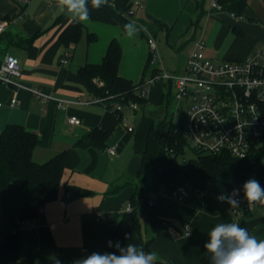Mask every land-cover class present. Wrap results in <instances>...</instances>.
Masks as SVG:
<instances>
[{"label": "crops", "instance_id": "0c3cea01", "mask_svg": "<svg viewBox=\"0 0 264 264\" xmlns=\"http://www.w3.org/2000/svg\"><path fill=\"white\" fill-rule=\"evenodd\" d=\"M135 1L140 2L141 7L137 9L143 13V16L135 17L136 22L154 17L165 23L168 28H158L156 36L148 31V36H162L176 51L188 46L190 53L194 42L204 38L210 56L242 59L264 42L263 24L251 16L250 21H242V17L234 19L232 13L229 16L225 10L212 7L213 0ZM63 10L58 0H31L20 14L14 0H0V21L8 22L0 35V66L7 55H13L22 67V74L15 78L16 83L0 81V132L9 123H18L35 131L40 140L33 158L38 162L60 152L66 155L58 196L47 202L39 216L31 220L30 230L22 228L21 256L36 252V264H54L53 256L59 257L62 264H72L75 259L93 252L107 253L108 240L134 194L153 120L143 114L142 121L137 124L138 110L133 113L124 108L117 113L92 101L94 95L90 86L78 75L81 66L103 61L114 38L122 47L123 57V27L90 17L82 22L84 29L79 42L67 45L61 34L73 18L69 14L58 20ZM89 33L96 36L92 41H88ZM138 34L144 38L142 30ZM31 37L33 40L29 41ZM65 51L71 55L69 62L62 64L60 59ZM121 61L119 73L131 79L122 69ZM143 76H146L144 70L141 78ZM140 79L131 80L138 82ZM33 87L46 96L33 93L29 89ZM13 98H17V103L12 105ZM163 99L162 84H152L145 108L158 107ZM59 101L63 104L59 105ZM73 115L81 119L80 124L69 122ZM123 117L134 123L133 132L128 131ZM96 127L109 130L103 143L107 147L118 145L117 154L110 155L106 149L89 142L79 143ZM148 183H153L152 177ZM115 187L120 188L111 192ZM67 192L68 197L65 196ZM182 193L184 199L177 200L174 189L167 187L155 203V211L167 222V228L154 231L149 223L142 222L141 231L130 236L126 245L140 246L152 238L150 251H155L157 258L173 264H201V259L208 256L204 245L209 240L211 228L220 223H236L242 218L247 219L251 236L258 242L264 240V203L237 218L228 203L219 202L216 195L209 192L198 195L190 184L182 189ZM98 213L102 217L99 218ZM187 223L193 229L190 236L183 235ZM8 231L7 224L0 219V241Z\"/></svg>", "mask_w": 264, "mask_h": 264}, {"label": "trees", "instance_id": "16d2710c", "mask_svg": "<svg viewBox=\"0 0 264 264\" xmlns=\"http://www.w3.org/2000/svg\"><path fill=\"white\" fill-rule=\"evenodd\" d=\"M221 9L236 17H242L249 6V0H215ZM90 8V17L122 27L136 17L129 15L137 8L133 0H115L114 5L106 3L99 10ZM69 14L63 10L57 18L62 20ZM144 36L148 31L156 36L158 28L167 25L154 17L139 19ZM155 23L158 27H152ZM168 28V27H167ZM84 25L72 20L61 34L65 44L77 43L81 39ZM124 29V28H123ZM96 36L88 34V41ZM33 37L29 39L32 41ZM122 47L119 41L111 40L107 52L101 63H87L78 69V75L90 86L94 97L110 109L115 103L129 108L130 102H137L144 109L147 104V95H141L139 89L144 85V76L138 82L122 76L119 73V64L122 57ZM150 62L145 65L144 73ZM102 81L103 85L99 82ZM121 111V112H122ZM120 112V113H121ZM145 151L142 155L141 167L138 171V182L130 201L131 211L123 213L115 226L109 240L115 245L126 246L127 239L141 231V223H149L154 231L168 227L155 211V203L163 195L167 187L174 190L185 188L190 184L198 195L209 192L213 195L228 194L236 181L243 193V184L254 178L264 187V145L262 150L247 158L233 156L224 151L217 154L206 153L189 144L177 121L172 116H164L159 121L152 118ZM108 129L96 127L89 131L79 143L89 142L102 149L107 146L103 143ZM100 138V140H99ZM102 139V140H101ZM39 136L24 125L9 123L0 132V219L3 220L9 231L0 241V264H36V252L21 256L23 222L39 216L41 208L58 196L62 176L65 168V152H60L44 162L33 158V151L39 143ZM189 145L193 156L186 157L185 147ZM172 149L174 152H169ZM152 177L153 183L148 179ZM115 187L111 192H116ZM149 200L154 203L150 204ZM248 230V221L242 218L236 222ZM152 238L145 240L140 246L145 252L150 251ZM118 250L107 243V253ZM155 264H173L157 258ZM201 264H209L208 256L201 259Z\"/></svg>", "mask_w": 264, "mask_h": 264}, {"label": "built area", "instance_id": "2783aa9c", "mask_svg": "<svg viewBox=\"0 0 264 264\" xmlns=\"http://www.w3.org/2000/svg\"><path fill=\"white\" fill-rule=\"evenodd\" d=\"M14 1L19 8V13L22 14L24 7L31 0ZM114 1L107 0V3L114 5ZM134 6L138 8L141 4L135 1ZM212 7L221 8L215 0L212 2ZM7 24L5 20L0 21V35ZM147 41L151 49L150 61L159 65L152 70L153 73L149 77L144 78V85L139 89V93L147 95L149 87L159 81H164L174 88L175 114L186 108L184 120L177 121V124L191 146L212 154L227 151L239 158H247L262 150L264 145V50H257L242 59H217L209 55L206 40L199 38L194 42L184 69L180 72H171L167 71L163 65L156 38L149 35ZM70 55L69 51H65L60 59L61 63L67 64ZM21 74L20 60L13 55H7L0 66V81L14 84L15 78ZM99 84L103 85V82L100 81ZM29 89L40 97L46 96L36 87ZM92 101L98 102L102 99L94 97ZM15 103L17 98L11 100L12 105ZM62 104L63 101H59V105ZM113 109L120 113L123 105L115 103ZM129 109L135 113L140 109V104L130 102ZM123 119L128 125V131L133 132L134 123L128 117ZM69 122L80 124L81 119L73 115ZM106 152L110 155L117 154L118 145L108 146ZM169 152L174 151L169 149ZM234 188L241 190L238 186ZM68 195L67 192L65 196L68 197ZM173 195L177 200L184 199L182 189L174 190ZM238 198L241 199L239 207H231L228 204L237 218L243 217L248 211L261 204L260 201L245 200L242 191ZM149 202L154 203L153 200ZM132 209V203L128 202L123 212ZM98 217H102V214L98 213ZM30 222L29 219L24 221L23 227L30 230ZM192 233V226L189 223L185 224L183 235L190 236Z\"/></svg>", "mask_w": 264, "mask_h": 264}, {"label": "clouds", "instance_id": "9594fccd", "mask_svg": "<svg viewBox=\"0 0 264 264\" xmlns=\"http://www.w3.org/2000/svg\"><path fill=\"white\" fill-rule=\"evenodd\" d=\"M58 3L71 18L78 22H84L90 18V8L99 10L107 3V0H58ZM127 35L132 36L136 32L145 30L137 26L135 22H129L123 26ZM243 198L248 202L260 201L264 203V187L259 181L250 178L243 184ZM241 190L234 188L231 193L217 196L219 202H226L231 207H239L241 204ZM209 240L204 245L209 264H264V240L257 241L250 236L246 228L237 223H220L208 232ZM119 254L93 252L90 255L75 259L72 264H155L157 253L145 252L141 246L128 243L121 247L119 242L113 245ZM54 264H62L59 257L51 258Z\"/></svg>", "mask_w": 264, "mask_h": 264}, {"label": "rangeland", "instance_id": "374dc122", "mask_svg": "<svg viewBox=\"0 0 264 264\" xmlns=\"http://www.w3.org/2000/svg\"><path fill=\"white\" fill-rule=\"evenodd\" d=\"M216 12L217 11H215L214 14ZM136 13V19L143 16V13L140 9H137ZM225 13L229 16H232L231 13H229L228 11H225ZM250 16L255 18L256 21L260 24L264 25V0H249V7L241 19H243L242 21H250ZM232 18L235 19L236 17L232 16ZM136 19H134V22L139 27V23L136 22ZM152 27L156 28L158 27V25L153 23ZM137 34L138 32H136L132 36H129L124 31V35L122 37V41L124 43V53L121 61V67L127 72V74H130V78L134 81H137L141 78L146 60L149 55H151V49L148 44L147 37L144 36V38H141L139 34L137 37ZM156 40L158 42L159 51L162 57V61L165 64L166 70L171 72L182 71L186 65L187 57L190 54L188 53L189 47L187 46L188 48L185 47L182 50L176 51L175 49H172V47L167 45L165 39L162 38V36H159L158 38H156ZM257 50H264L263 41H261L251 53H254ZM158 65V63H154L151 60L145 70V77H149L151 75L152 70L154 68H157ZM158 83L162 84V91L164 93L163 102L158 107L152 105L150 107L145 108L144 111L138 110V115L136 118L137 124L142 121L141 117L143 114L151 116L155 119V121H159L164 116H172L173 118H175L176 121L184 120L186 108L184 111L177 112L175 114V99L173 95L175 91L174 88L170 87L169 84L164 81H159ZM127 110H129V108ZM185 154L188 158L193 156V152L189 145L185 147ZM237 186L240 188L239 184L235 181L233 188Z\"/></svg>", "mask_w": 264, "mask_h": 264}, {"label": "water", "instance_id": "95a60500", "mask_svg": "<svg viewBox=\"0 0 264 264\" xmlns=\"http://www.w3.org/2000/svg\"><path fill=\"white\" fill-rule=\"evenodd\" d=\"M134 13H135V11H134V10H132V11H130L129 15L133 16V15H134Z\"/></svg>", "mask_w": 264, "mask_h": 264}]
</instances>
